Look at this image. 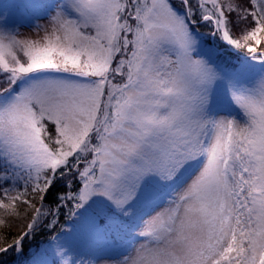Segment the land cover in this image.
<instances>
[{
  "label": "snow or ice",
  "instance_id": "obj_1",
  "mask_svg": "<svg viewBox=\"0 0 264 264\" xmlns=\"http://www.w3.org/2000/svg\"><path fill=\"white\" fill-rule=\"evenodd\" d=\"M0 264H264V0H0Z\"/></svg>",
  "mask_w": 264,
  "mask_h": 264
},
{
  "label": "rangeland",
  "instance_id": "obj_2",
  "mask_svg": "<svg viewBox=\"0 0 264 264\" xmlns=\"http://www.w3.org/2000/svg\"><path fill=\"white\" fill-rule=\"evenodd\" d=\"M12 2L23 5L28 2V0H12ZM27 14V10L23 7L15 10L14 18L20 22H23Z\"/></svg>",
  "mask_w": 264,
  "mask_h": 264
}]
</instances>
